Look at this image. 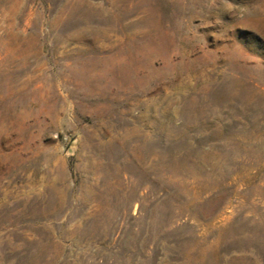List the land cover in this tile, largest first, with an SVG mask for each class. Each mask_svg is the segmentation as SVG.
I'll list each match as a JSON object with an SVG mask.
<instances>
[{
    "label": "rangeland",
    "instance_id": "obj_1",
    "mask_svg": "<svg viewBox=\"0 0 264 264\" xmlns=\"http://www.w3.org/2000/svg\"><path fill=\"white\" fill-rule=\"evenodd\" d=\"M0 264H264V0H0Z\"/></svg>",
    "mask_w": 264,
    "mask_h": 264
}]
</instances>
